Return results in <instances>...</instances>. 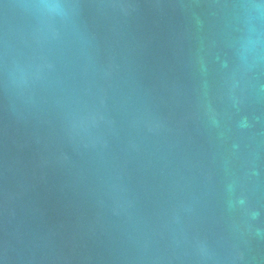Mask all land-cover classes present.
I'll use <instances>...</instances> for the list:
<instances>
[{
    "label": "water",
    "instance_id": "95a60500",
    "mask_svg": "<svg viewBox=\"0 0 264 264\" xmlns=\"http://www.w3.org/2000/svg\"><path fill=\"white\" fill-rule=\"evenodd\" d=\"M0 264H264V0H0Z\"/></svg>",
    "mask_w": 264,
    "mask_h": 264
}]
</instances>
